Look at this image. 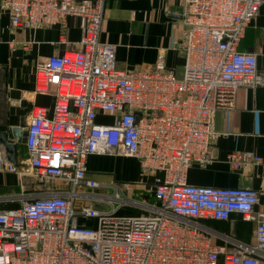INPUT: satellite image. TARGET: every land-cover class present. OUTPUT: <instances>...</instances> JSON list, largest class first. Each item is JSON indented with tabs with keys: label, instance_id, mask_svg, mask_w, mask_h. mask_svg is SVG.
Instances as JSON below:
<instances>
[{
	"label": "built area",
	"instance_id": "built-area-1",
	"mask_svg": "<svg viewBox=\"0 0 264 264\" xmlns=\"http://www.w3.org/2000/svg\"><path fill=\"white\" fill-rule=\"evenodd\" d=\"M7 3L15 29L58 25L64 35L71 16L86 23L77 49L37 62L36 92L54 104L32 108L26 160L14 164L0 149V171L36 187L0 210V264H264L260 192L187 181L192 164L216 160V112L241 88L264 86L257 55L239 49L264 0H182V74L165 50L149 70L119 69L116 46L100 39L104 0ZM99 113L117 119L98 124ZM92 155L137 159L149 183L100 182L88 175ZM227 162L243 170L262 159L233 152ZM233 214L256 222L255 245L209 243L198 222Z\"/></svg>",
	"mask_w": 264,
	"mask_h": 264
},
{
	"label": "crops",
	"instance_id": "crops-1",
	"mask_svg": "<svg viewBox=\"0 0 264 264\" xmlns=\"http://www.w3.org/2000/svg\"><path fill=\"white\" fill-rule=\"evenodd\" d=\"M93 4L97 0H76ZM86 18L71 16L62 34L61 26L19 30L11 26L7 0H0V134L8 128L31 122V110L41 106L52 110V96L36 92V66L42 58L75 50L82 37ZM186 35L182 21V0H104L102 42L116 46V61L122 70H149L160 51H166L167 66L182 74L185 65L181 51ZM240 51L257 55L258 70L264 73V3L247 28ZM116 116L99 113L98 124H113ZM17 142V139L14 140ZM212 148L216 160L208 165L194 163L188 170L191 185L252 188L260 192L256 214L264 213V86L241 88L232 108L216 112L212 125ZM27 158L26 141L17 144L16 161ZM233 152H254L262 163L243 170L233 169L227 156ZM88 175L105 184L132 182L140 188L149 183L137 159L122 156L92 155ZM32 178L24 181L14 172L0 171V210L16 208L22 196L32 191ZM151 196V195H150ZM153 199V196L151 198ZM202 232L214 246L233 251L238 243L255 245L256 222L239 214L229 220L204 219Z\"/></svg>",
	"mask_w": 264,
	"mask_h": 264
},
{
	"label": "water",
	"instance_id": "water-1",
	"mask_svg": "<svg viewBox=\"0 0 264 264\" xmlns=\"http://www.w3.org/2000/svg\"><path fill=\"white\" fill-rule=\"evenodd\" d=\"M27 132H23V126L8 128L0 134V141L5 147L11 160L16 161L17 144L26 141ZM17 139V142L14 140Z\"/></svg>",
	"mask_w": 264,
	"mask_h": 264
},
{
	"label": "rangeland",
	"instance_id": "rangeland-1",
	"mask_svg": "<svg viewBox=\"0 0 264 264\" xmlns=\"http://www.w3.org/2000/svg\"><path fill=\"white\" fill-rule=\"evenodd\" d=\"M151 198V197H150Z\"/></svg>",
	"mask_w": 264,
	"mask_h": 264
}]
</instances>
